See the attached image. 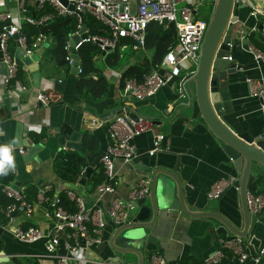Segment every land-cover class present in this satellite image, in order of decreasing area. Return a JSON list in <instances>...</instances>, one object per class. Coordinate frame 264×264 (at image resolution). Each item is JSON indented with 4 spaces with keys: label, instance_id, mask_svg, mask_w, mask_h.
I'll list each match as a JSON object with an SVG mask.
<instances>
[{
    "label": "crops",
    "instance_id": "0c3cea01",
    "mask_svg": "<svg viewBox=\"0 0 264 264\" xmlns=\"http://www.w3.org/2000/svg\"><path fill=\"white\" fill-rule=\"evenodd\" d=\"M249 1L264 6V0ZM232 14L235 20L230 26L229 56L236 65L235 71L226 76L231 110L221 117L232 131L248 130L252 134H257L264 129V115L259 109L257 96L248 93L244 78L264 80V61L253 56L249 49L251 45L246 38L247 34L240 36L239 33L240 29H250L256 18L249 15V6L242 0H234ZM8 43L11 45L12 54L15 55L17 45L14 39H10ZM134 61L135 59L125 62L121 68ZM33 66H36L35 69L40 74L37 87H34L32 71L28 68ZM114 70L103 67L102 71L107 78L108 87L100 99L92 101L89 95L80 96L76 92V74L70 70V65H56L44 50L36 62L19 65L15 77L6 85H3V71L0 69V106L3 105L4 97H9L10 103L8 115L0 118V145L13 144L17 121L22 123V136L26 137L30 144L40 145L28 156L27 147L23 145L16 147L13 144L16 167L15 171H11L13 176L11 182L18 181L23 189L27 184L34 185L36 190L49 185L55 194L68 187L65 182L77 183L84 167L89 165V175L84 183L79 184L76 189L68 188L83 195L88 205L96 204L104 210L106 223L100 232L102 240L91 245L87 252L90 259L98 261L113 256L108 244L112 226L105 214L106 208L113 198L127 199L132 184L141 178H146V170L142 169L141 164L162 166L174 171L182 181L185 204L191 210L213 209L228 216L232 212L237 213L239 205L236 188L232 185L225 186L218 197L207 196V191L213 182L221 178L237 177L236 169L223 151L222 144L196 116L194 109L175 98L173 81L162 85L150 96L141 100L129 99V105L149 119L150 127L131 137L134 146L131 159L128 161L118 157L112 159L113 190L100 195L94 192V187L91 191L88 190L90 187L88 179L96 170V164L110 141L107 134L108 123L102 122L96 125L91 124L89 120L95 119V116L103 118L118 105L116 98L118 79ZM50 77L63 81L61 90L57 91L53 88ZM37 90H43L50 96L47 105H42L36 99ZM65 128L69 131L64 130ZM72 130L79 131L80 137L84 130L91 132L96 140L94 148L92 150L85 148V153L81 154L74 149L59 146L57 135L64 134L67 137ZM156 133L166 135V140L162 142L163 148L148 154L147 149L151 146L152 137ZM66 157L78 158L77 166L80 173L75 175L74 171L62 168L61 165L64 164ZM170 186L173 191L172 181ZM34 199L31 200L33 213L25 223L34 224L45 230L50 221L49 209L45 202L37 203ZM144 204H148L147 198ZM262 212L263 210L258 213L257 223L251 231L256 245L264 239ZM15 218L21 220L22 216L17 212ZM210 229L211 220L207 217L188 216L181 211L168 208L160 210L147 234L152 239L144 240L140 245L141 264H147L151 254L161 255L164 264H184L185 257L201 262L209 261L208 264H254L250 258L240 260L234 257L228 249H222V255L215 256L214 252L224 236L221 234L212 236ZM5 232L9 233L6 229ZM9 235L14 239V245L19 243L23 246L22 250L8 252L0 248L1 251L14 254L16 257H33L39 264H56L54 258L46 254L43 239L22 242L10 233ZM256 245L248 240L246 250L251 253ZM56 252L63 253V247L58 245ZM210 256H215V259L208 260ZM135 260L136 256L133 253H126L125 263ZM9 262L12 264L11 261ZM259 264H264V257Z\"/></svg>",
    "mask_w": 264,
    "mask_h": 264
},
{
    "label": "built area",
    "instance_id": "2783aa9c",
    "mask_svg": "<svg viewBox=\"0 0 264 264\" xmlns=\"http://www.w3.org/2000/svg\"><path fill=\"white\" fill-rule=\"evenodd\" d=\"M242 1L248 4L249 15L255 17L256 20L250 29H240V36L255 28L257 15H264V6L256 5L249 0ZM213 2L214 0H212V4ZM196 3L197 0H4L3 5L0 6V61L4 64L3 85L15 77L18 68L14 61V55L8 48L9 40L13 39L11 35L16 34L14 41L26 54L34 52L38 48L44 50L51 42V36L41 31L36 32L28 39L27 33L22 30L23 22L37 25L56 15H73L76 21L70 35L77 32L80 24L85 23V17L89 16L101 25L99 27L101 32L90 34L85 23L86 36L75 42L73 48L76 51L82 42L92 41L100 49L97 58L101 60L117 44L122 49L127 43L123 39L133 40L131 46L133 49L142 47L144 30L150 21L158 24L170 22L173 24L175 41L168 46L162 60L143 72L140 79L135 76L123 79L122 84L117 88L118 105L116 104L117 106L112 110V115L109 118L95 116V119L89 120L91 124L96 125H100L102 122L108 123L107 134L110 140L99 158L102 164L103 180L94 186L96 194L100 195L113 190L111 182L112 159L115 157L124 161L131 159L134 154L131 137L150 127L149 119L138 116L134 120L128 116L129 110L126 105H129V99L141 100L150 96L162 85L173 81L175 98L180 103H189L190 97L186 89V81L196 70L200 43L210 16L209 14L206 18L197 17ZM162 18H165V23H162ZM259 29L260 33L264 34V20L261 21ZM63 47L65 49L64 60L67 65H71L73 58L67 49V41ZM249 49L256 59L264 61V53L252 45L249 46ZM179 68L183 69L181 74L178 73ZM120 71V69L114 70L117 79ZM79 72L80 64L78 62L73 73ZM244 81L248 93L257 96L259 109L264 115V80L245 77ZM35 97L42 105L48 104V96L43 90H37ZM164 140H166L164 133L154 134L147 153L153 154L155 151L161 150ZM235 179L236 177L221 178L213 182L207 191V196L218 197L224 187L232 185ZM148 183V178H141L132 184L127 199L113 198L106 208L108 219L113 223L128 221L131 211L130 200L146 195ZM49 189V185H45L35 193V202H45L51 207L49 210L50 221L47 228L42 230L34 224L25 223L33 213V202L27 199L22 186L13 188L7 183L1 185V192L10 201L0 206V212L5 218V224H1L0 227H4L12 236L22 242L43 239L46 254L54 258L56 264H84L86 262L111 264L93 260L87 256L89 247L102 240L100 232L106 223L104 210L96 204L88 205L83 195L65 187L64 193L75 204L74 211H67L59 204L56 193L51 196L46 194ZM245 199L249 212L258 214L264 208V195L261 193H254L247 189ZM17 212L22 216L21 220L15 218ZM248 240V238L240 236H234L231 239L221 238L214 255H222V249H228L231 255L240 260L250 258L254 264H259L264 257V239L251 253L246 250ZM58 245L63 247V253L56 252ZM7 255L9 258L15 256L14 254ZM215 256H210L208 260H214ZM205 262L209 263V261ZM147 264H164V259L159 254H151Z\"/></svg>",
    "mask_w": 264,
    "mask_h": 264
},
{
    "label": "water",
    "instance_id": "95a60500",
    "mask_svg": "<svg viewBox=\"0 0 264 264\" xmlns=\"http://www.w3.org/2000/svg\"><path fill=\"white\" fill-rule=\"evenodd\" d=\"M233 0H214L213 6L208 18L206 29L200 43L199 56L197 59L196 70L186 81V89L189 93V103L196 116L206 125L210 132L222 144L223 151L230 158L236 169L237 177L232 185L236 188L238 196L237 213H230L228 216L221 214L218 210L200 209L191 210L185 204L183 195L182 181L176 176L174 171L162 166H150L141 164L142 169L146 170L148 178V192L144 196L130 200L131 213L128 221L123 223H113L112 232L108 239V244L112 249L113 256L104 259L105 263L117 264H141V244L144 240L152 238L147 235L150 227L154 223L157 214L162 209L178 210L188 216H202L211 220V235L221 234L226 239L234 236L248 238L250 243L256 245L251 231L257 223V213L249 212L245 192L251 184L264 178V129L257 134H252L248 130L232 131L222 120V115L231 110V100L227 90V74L235 71V61L230 58L231 45V24L235 20L232 14ZM81 17V16H80ZM82 19V17H81ZM162 18V23H165ZM85 23H81L77 32L69 35L67 39L68 51L73 58L70 70L75 72L76 65L79 62L73 45L81 37L86 36L84 31ZM13 39L16 34L11 35ZM42 49L38 48L29 54L24 53L23 49L17 45L14 55L16 64H28L36 62ZM103 52V51H102ZM97 57H95V60ZM36 64V63H35ZM32 71L34 87L38 86L40 79L39 72L28 67ZM0 69L3 71L4 64L0 61ZM53 88L61 90L63 81L50 77ZM3 105L0 106V118L8 115L10 111L9 97L2 99ZM128 107V116L134 120L141 113L130 105ZM112 110L103 118H109ZM22 123L17 121L15 126V135L13 144L16 147L21 145L27 147L26 154L30 156L39 144H30L27 138L22 136ZM59 146L71 148L79 153H85V147L81 142L80 132L70 131L66 137L64 134L57 135ZM90 166L86 165L78 178L77 183L65 182V185L71 188H78L83 184L89 175ZM173 182V191L170 186ZM13 188L20 186L18 181L9 183ZM1 187V184H0ZM83 194V191L80 190ZM145 198L148 204H144ZM87 199V198H85ZM106 214V213H105ZM237 221V222H236ZM0 227V232H1ZM255 241V242H254ZM257 246V245H256ZM256 249V247H255ZM126 253H133L136 256L134 262L125 263ZM0 262L10 261L7 253L0 250Z\"/></svg>",
    "mask_w": 264,
    "mask_h": 264
},
{
    "label": "trees",
    "instance_id": "16d2710c",
    "mask_svg": "<svg viewBox=\"0 0 264 264\" xmlns=\"http://www.w3.org/2000/svg\"><path fill=\"white\" fill-rule=\"evenodd\" d=\"M264 20V15H257V21L255 28L248 31L247 39L250 44L264 53V34L260 33L259 26L261 21ZM76 18L73 15H56L52 18L43 21L37 25H31L27 22L22 23V30L27 33L29 37L35 35L36 32L41 31L47 33L51 36L50 44L44 49V53L49 56L56 65H66L64 60V44L68 39L69 33L74 29ZM85 23L88 26V32L100 33L99 27L101 26L98 22L93 20L91 17H85ZM127 41V39H123ZM175 41V29L173 24H158L154 21H150L144 30L143 48L150 49L149 56H141L138 60H135L129 65H125L123 68L122 63V53L119 47L116 45L111 51L106 53L102 60V67H108L112 69H121L118 78V85L122 84V81L126 77L135 76L137 79L141 78L143 72L149 70L154 65L158 64L164 54L167 51L169 45ZM76 54L79 58L80 72L76 74L75 89L78 95L86 96L89 95L92 101L100 99L107 90L108 81L103 73V69L96 65L94 60L100 54V49L96 43L92 41L82 42L76 49ZM69 66V65H68ZM75 74V73H74ZM48 96V94H47ZM50 96H48L49 99ZM64 130L69 131L65 128ZM81 142L87 150H92L96 144L95 137L88 130H84L81 135ZM78 157V156H77ZM71 157L65 158L61 166L65 170H71L78 174L79 169L77 166L78 158ZM81 157V155H80ZM80 173V172H79ZM12 174L9 172L8 175H0V184H8L12 180ZM90 187L88 190H92L93 187L103 180L102 164L99 161L96 164V170L90 175L89 179ZM24 191L28 200H33L35 198L36 188L34 185L27 184L24 186ZM249 190L254 193H261L264 195V178H259L255 180ZM53 193L50 188L46 191L48 196ZM56 195L58 196L59 204L65 208L67 211H74L75 204L63 190H59ZM10 199L6 197L0 190V206L5 205ZM47 208L50 210V205L46 204ZM262 221L264 222V210L262 212ZM5 222L3 216L0 217V224ZM10 261L13 264H39L37 260L33 257H16L11 256ZM5 262V261H4ZM184 264H208L205 261L191 260L189 257H185L183 260ZM3 262H0V264Z\"/></svg>",
    "mask_w": 264,
    "mask_h": 264
},
{
    "label": "rangeland",
    "instance_id": "374dc122",
    "mask_svg": "<svg viewBox=\"0 0 264 264\" xmlns=\"http://www.w3.org/2000/svg\"><path fill=\"white\" fill-rule=\"evenodd\" d=\"M32 2V1H30ZM212 0H197L196 3V8H197V17L200 18H206L212 9ZM10 42V40H9ZM133 40H127V43L124 45L122 49H120V52L122 53V63L125 64V62H128L130 60L133 61V59L138 60L141 56H149L150 54V49H146L143 47H138L137 49H133L132 46ZM9 45V43H8ZM119 47V45L117 44ZM9 51L11 52L10 48L11 45H9ZM12 53V52H11ZM96 65L100 68L103 69L102 67V62L98 59L96 60ZM183 72L182 68L178 69V73L181 74ZM264 210V208L262 209ZM3 216L2 213L0 212V217ZM22 245L17 243L14 245V239L9 235V233L5 232V229H2L0 233V248L4 249L5 251L8 252H15V251H20L22 250ZM1 264H10L9 261H5Z\"/></svg>",
    "mask_w": 264,
    "mask_h": 264
},
{
    "label": "clouds",
    "instance_id": "9594fccd",
    "mask_svg": "<svg viewBox=\"0 0 264 264\" xmlns=\"http://www.w3.org/2000/svg\"><path fill=\"white\" fill-rule=\"evenodd\" d=\"M4 0H0V6ZM15 159L13 156V144L0 145V175L6 176L15 171Z\"/></svg>",
    "mask_w": 264,
    "mask_h": 264
}]
</instances>
